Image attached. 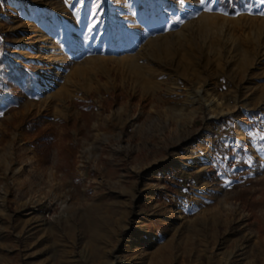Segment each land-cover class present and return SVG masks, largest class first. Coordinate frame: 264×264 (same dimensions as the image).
I'll use <instances>...</instances> for the list:
<instances>
[{"label": "rangeland", "instance_id": "obj_1", "mask_svg": "<svg viewBox=\"0 0 264 264\" xmlns=\"http://www.w3.org/2000/svg\"><path fill=\"white\" fill-rule=\"evenodd\" d=\"M0 57V264H264L261 0H0Z\"/></svg>", "mask_w": 264, "mask_h": 264}, {"label": "trees", "instance_id": "obj_2", "mask_svg": "<svg viewBox=\"0 0 264 264\" xmlns=\"http://www.w3.org/2000/svg\"><path fill=\"white\" fill-rule=\"evenodd\" d=\"M243 0H219V3L224 5L230 10L234 9L235 3L242 4ZM17 68L20 73L19 75L27 74V68L23 64L12 66L8 61H3V58L0 57V106L6 100L12 98L13 100H17V95L11 89V84L7 82V77L13 79H20L21 76L17 75L16 72L13 70ZM26 84H29V80H26ZM42 122V119L39 116H35L32 119H29L25 123V127L33 132L37 125Z\"/></svg>", "mask_w": 264, "mask_h": 264}, {"label": "snow or ice", "instance_id": "obj_3", "mask_svg": "<svg viewBox=\"0 0 264 264\" xmlns=\"http://www.w3.org/2000/svg\"><path fill=\"white\" fill-rule=\"evenodd\" d=\"M200 4H205L207 0H199ZM262 3H264V0H261Z\"/></svg>", "mask_w": 264, "mask_h": 264}, {"label": "bare ground", "instance_id": "obj_4", "mask_svg": "<svg viewBox=\"0 0 264 264\" xmlns=\"http://www.w3.org/2000/svg\"><path fill=\"white\" fill-rule=\"evenodd\" d=\"M208 103H210V102H208Z\"/></svg>", "mask_w": 264, "mask_h": 264}]
</instances>
